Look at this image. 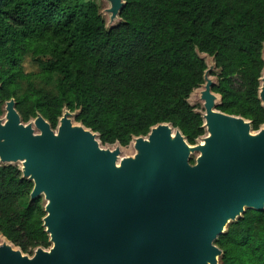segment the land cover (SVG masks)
<instances>
[{
	"label": "trees",
	"instance_id": "obj_1",
	"mask_svg": "<svg viewBox=\"0 0 264 264\" xmlns=\"http://www.w3.org/2000/svg\"><path fill=\"white\" fill-rule=\"evenodd\" d=\"M124 1L107 27L95 0H0V113L15 98L25 123L42 114L56 128L69 109L102 144L129 145L163 122L196 144L206 127L189 97L205 83V53L218 69L217 108L264 125V0ZM27 56L38 71L24 70ZM33 186L18 166H0V232L29 254L51 246ZM216 244L220 264H264V210L247 208Z\"/></svg>",
	"mask_w": 264,
	"mask_h": 264
},
{
	"label": "water",
	"instance_id": "obj_2",
	"mask_svg": "<svg viewBox=\"0 0 264 264\" xmlns=\"http://www.w3.org/2000/svg\"><path fill=\"white\" fill-rule=\"evenodd\" d=\"M107 2L114 22L125 1ZM214 68L215 59L200 90L202 139L190 144L163 122L134 137L127 156L120 143L103 146L98 132L75 123L76 111L65 109L53 128L42 114L25 123L15 98L7 100L0 161L21 162L34 183L30 199L44 196L52 246L30 255L6 237L0 264H220L216 240L228 224L247 208L264 210V125L254 130L217 108ZM259 97L264 106V69Z\"/></svg>",
	"mask_w": 264,
	"mask_h": 264
},
{
	"label": "rangeland",
	"instance_id": "obj_3",
	"mask_svg": "<svg viewBox=\"0 0 264 264\" xmlns=\"http://www.w3.org/2000/svg\"><path fill=\"white\" fill-rule=\"evenodd\" d=\"M95 1L98 2L99 6H100V9H101V13H102L103 17L105 18L106 24L108 25V27L112 26V24H117L120 21V18H117L114 22L110 21V13L106 12V8H108V6H109V3L107 2V0H95ZM263 52H264V50H263ZM201 55L206 59L208 67H210L211 64L214 62V57L210 56L208 54H205V53H201ZM22 65H23L24 70L26 72L38 71V69H39V66H38L37 62L34 61L30 56H27L23 60ZM214 72H215V74H214ZM216 72H218V69L214 68L211 71V73H210V77H215V80H216V77H217ZM202 88H203V85H201L200 87L194 89V91L195 90H201ZM194 91L191 93V95L189 97V101L191 102V104H193L195 106L196 110H198L200 112H203L204 111V101L200 97H198L197 93H196V95L195 94L193 95ZM1 109H2V113H0V117H4L5 114H6L5 104L1 105ZM72 119H73V121L75 123H78L75 120V115L72 116ZM36 131L38 132L37 129H36ZM201 139L202 138H200L199 141ZM102 145L106 146V147H114V146H116V144H102ZM135 152H136V150L134 148V141H131V143L129 145H126V146L122 145L121 146V156L132 155ZM195 156H197V154L193 155L194 158H195ZM4 165H9V163H2L0 161V166H4ZM12 165H16L19 168L22 167V163L21 162L12 163ZM42 197H43V202L45 204L46 200H45L44 196H42ZM4 240H6V237L0 232V243L4 242ZM51 246H52V244H51ZM30 255H32V254H30Z\"/></svg>",
	"mask_w": 264,
	"mask_h": 264
},
{
	"label": "bare ground",
	"instance_id": "obj_4",
	"mask_svg": "<svg viewBox=\"0 0 264 264\" xmlns=\"http://www.w3.org/2000/svg\"><path fill=\"white\" fill-rule=\"evenodd\" d=\"M197 91H198V92H197ZM196 93H197L198 97H200V90H195L194 93H193V95H194V94L196 95Z\"/></svg>",
	"mask_w": 264,
	"mask_h": 264
}]
</instances>
